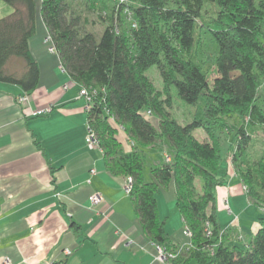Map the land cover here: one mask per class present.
I'll list each match as a JSON object with an SVG mask.
<instances>
[{
    "label": "trees",
    "instance_id": "1",
    "mask_svg": "<svg viewBox=\"0 0 264 264\" xmlns=\"http://www.w3.org/2000/svg\"><path fill=\"white\" fill-rule=\"evenodd\" d=\"M3 1L13 11L0 18V82L29 94L39 75L28 47L36 29L35 3ZM39 12L62 69L80 88L94 92L86 119L106 168L131 177L128 195L146 236L165 251L177 248L158 218L155 199L173 181L175 205L190 232L183 264H264V156L247 162L243 150L254 127L264 133V104L258 103L264 0H40ZM200 33H208L215 46L198 59ZM152 65L161 89L145 74ZM172 87L187 103L204 101L201 118L181 124L171 116ZM231 114L240 121L231 161L248 198L263 208L243 245L230 242L215 209V188L226 176L216 129ZM119 129L131 142L129 152H121ZM196 129H203L206 139L199 141ZM159 142L171 159L151 164L148 181L145 152Z\"/></svg>",
    "mask_w": 264,
    "mask_h": 264
},
{
    "label": "crops",
    "instance_id": "2",
    "mask_svg": "<svg viewBox=\"0 0 264 264\" xmlns=\"http://www.w3.org/2000/svg\"><path fill=\"white\" fill-rule=\"evenodd\" d=\"M34 3L36 29L28 47L38 65L36 88L25 104H18L22 88L0 82V260L7 257L11 264H173L174 259L157 258V245L144 233L124 190L125 177L112 174L102 153L86 146L80 86L62 69L57 54L49 51L40 0ZM12 11L0 0V18ZM48 107L46 114H33ZM161 145L151 148L163 158ZM157 155L152 164L162 161ZM92 167L94 174L89 172ZM225 177L224 185L216 188L215 209L218 214L223 209L230 222L223 226L216 218L230 242L243 245L258 223L253 229L256 222L240 206L234 207L236 196L245 193L241 181L231 174ZM93 193L101 196V202L92 206L88 197ZM155 199L170 242L177 247L189 244L175 205L173 181L160 188ZM239 221L250 223L249 238ZM185 258V254L177 256L176 262L181 263L175 264H183Z\"/></svg>",
    "mask_w": 264,
    "mask_h": 264
},
{
    "label": "rangeland",
    "instance_id": "3",
    "mask_svg": "<svg viewBox=\"0 0 264 264\" xmlns=\"http://www.w3.org/2000/svg\"><path fill=\"white\" fill-rule=\"evenodd\" d=\"M94 29H100V26L98 24H95ZM209 34L200 33L201 38V46L197 50V57L198 59H201L204 57L205 51H210L213 49ZM214 72V71H213ZM145 74L151 79L153 84L158 88H162V82L161 78L159 76L158 70L155 65H152L148 67V69L145 71ZM213 75L211 74V77ZM171 93V100L172 105L168 108L171 116L177 120L181 124H185L187 122L192 121L193 119H199L202 117V108H203V100H199L197 103H187L184 100H182L175 92L174 87L170 90ZM84 101V99L82 98ZM85 103V102H84ZM260 104H264V80L260 86V97L259 102ZM149 120L152 122V124H157V118L155 116H150ZM240 126V121L235 115H228L224 117V125L217 127L216 131L219 133V139L221 144V153H222V161L220 163V168L222 171H226L225 173L231 174L236 179L240 180V176L237 174V167L235 163H232L231 157L233 151H235L236 148V138L234 137V132L238 129ZM250 138L247 140L246 147L243 149L245 152V156L247 157V162L252 161L255 158H259L261 156H264V133L262 132L261 128L254 127L250 132ZM195 137L202 141L203 139H206V134L203 131V129H196L194 131ZM117 138L121 141V152H127L130 150V147L127 143V140L125 138L124 132L119 129L116 133ZM145 152V162L143 166V175L145 180H151V177L149 175V167L150 164H152V157L157 155L159 160H162L161 154L159 152L154 151V148H148ZM164 154H166V150H163ZM168 155V154H166ZM169 156V155H168ZM170 157V156H169ZM171 159V158H170ZM239 160H242L241 158H238ZM238 160V161H239ZM237 161V162H238ZM240 167L243 168L242 163L240 164ZM220 170V171H221ZM226 180V177L223 180V183L217 187L223 186L224 182ZM242 183V181H241ZM216 187V188H217ZM242 187L244 188L243 191L246 193H241L240 195H237L234 200V207L240 206L242 210H244L245 214L249 217H251L256 224L254 225L253 229L257 226V218L261 215V212L263 211V208L259 207L255 202H253L251 199L247 196V186L242 183ZM216 188H215V199H216ZM216 202V200H215ZM232 206V205H230ZM232 209V207H230ZM233 210V209H232ZM241 210V211H242ZM216 216L221 223V225L226 226V224L229 221L230 217L225 214L224 210L222 209L220 214L216 213ZM234 219V217H233ZM237 223H242V221H239ZM238 224V225H240ZM237 224L235 223L233 226H230V228L233 229L234 226ZM243 229L246 233L245 238H249L251 232L250 229H248V226H251L250 223L244 222L241 224ZM241 243V241H239Z\"/></svg>",
    "mask_w": 264,
    "mask_h": 264
},
{
    "label": "built area",
    "instance_id": "4",
    "mask_svg": "<svg viewBox=\"0 0 264 264\" xmlns=\"http://www.w3.org/2000/svg\"><path fill=\"white\" fill-rule=\"evenodd\" d=\"M46 41H49V37L46 38ZM49 51L50 52H54V49L52 47V45L49 47ZM93 91H90V89H88L87 87H83L79 89L78 92V96L84 99L85 102V111L89 109L92 99H93ZM18 104H25L28 101V94L23 92L22 95L18 96V98L16 99ZM50 111V107L43 109V110H37L34 111L33 114L34 115H43L46 114ZM84 141L86 146L89 149H97L99 152H101L100 148H99V144H98V140L96 137V134L94 132V130L91 128V126L89 125L88 120L86 119V132H85V136H84ZM165 160L167 162L170 161V157L166 154H164ZM90 174H94L95 173V169L92 167L90 169ZM131 177H127L125 179V185H124V190L126 193L129 192L130 190V185H131ZM244 189V188H243ZM88 200L90 202V205H97L101 202V196L97 193H93L88 197ZM184 234L186 236H190V232L189 230L184 227ZM189 244L185 245L184 247H177L175 250L173 251H165L163 249L162 246L157 245V258L159 260H172L175 259L177 256L184 254V252L187 250ZM65 254H70L69 250H65L64 251ZM0 264H11V261L9 260V258L7 257H3L0 260Z\"/></svg>",
    "mask_w": 264,
    "mask_h": 264
}]
</instances>
